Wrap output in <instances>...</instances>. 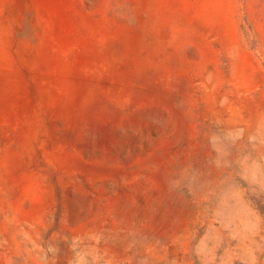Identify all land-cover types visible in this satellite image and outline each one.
I'll use <instances>...</instances> for the list:
<instances>
[{"label": "rangeland", "instance_id": "1", "mask_svg": "<svg viewBox=\"0 0 264 264\" xmlns=\"http://www.w3.org/2000/svg\"><path fill=\"white\" fill-rule=\"evenodd\" d=\"M0 264H264V0H0Z\"/></svg>", "mask_w": 264, "mask_h": 264}]
</instances>
